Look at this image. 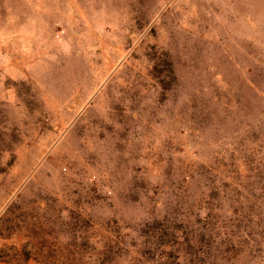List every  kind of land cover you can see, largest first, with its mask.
I'll list each match as a JSON object with an SVG mask.
<instances>
[{
    "label": "rangeland",
    "instance_id": "1",
    "mask_svg": "<svg viewBox=\"0 0 264 264\" xmlns=\"http://www.w3.org/2000/svg\"><path fill=\"white\" fill-rule=\"evenodd\" d=\"M0 264H264V0H0Z\"/></svg>",
    "mask_w": 264,
    "mask_h": 264
}]
</instances>
